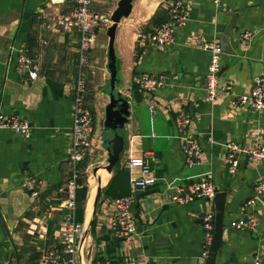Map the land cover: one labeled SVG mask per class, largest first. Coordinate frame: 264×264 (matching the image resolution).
Returning <instances> with one entry per match:
<instances>
[{
    "label": "crops",
    "instance_id": "obj_1",
    "mask_svg": "<svg viewBox=\"0 0 264 264\" xmlns=\"http://www.w3.org/2000/svg\"><path fill=\"white\" fill-rule=\"evenodd\" d=\"M119 1L93 0L100 21L85 68L88 88L94 50L106 51L107 66V32ZM182 1L189 21L175 31L168 48L150 42L166 20L168 0H136L130 16L118 26L115 51L121 61V91L129 96L131 107L127 148L118 168L127 170L129 158L151 153L156 181L135 194L136 234L130 241L117 238L111 228L113 200L101 194L94 209L96 197L88 192L82 223L88 234L80 264H204L201 220L211 204L198 200L177 206L171 198L177 188L208 172L218 191L227 192L223 247L216 264H249L255 258L264 263V199L253 209V233L229 228L256 184L264 181V162L255 165L241 156L237 172L230 175L223 149L225 142L242 148L264 144V111L231 105L235 97L250 92L255 76L264 71V0H222L220 8L212 0ZM72 5L73 0H0V113L22 118L32 129L30 140L10 130L0 132V264H39L45 253L62 245L79 34L59 29L55 20ZM228 14L236 16L228 40L232 54L220 57L219 86L229 87V92L210 104L205 96L210 56L203 46L219 42L222 33L216 30L230 23ZM245 32L252 34L248 43L241 39ZM23 49L33 60L36 80L24 79L18 70ZM137 74L162 76L164 85L152 95L141 94L132 83ZM182 111L192 114L191 131L202 149L199 164L192 167L186 165L174 128ZM29 178L40 183L38 196L25 188Z\"/></svg>",
    "mask_w": 264,
    "mask_h": 264
},
{
    "label": "built area",
    "instance_id": "obj_2",
    "mask_svg": "<svg viewBox=\"0 0 264 264\" xmlns=\"http://www.w3.org/2000/svg\"><path fill=\"white\" fill-rule=\"evenodd\" d=\"M222 0H212L215 8L221 7ZM167 17L150 36V42L157 48H168L174 42V33L182 29L189 21L190 12L182 0H168ZM100 18L93 12V0H73V5L65 14L59 15L56 26L65 32L79 34V59L78 70L74 86V124L70 154V176L67 182V198L64 205V235L62 245L44 254L39 264H80L85 250V228L77 219V191L81 188V163L88 157L94 144L95 118L88 105L89 88L85 76V68L90 60L91 50L95 44V29ZM243 43L252 39L251 33L241 35ZM203 49L209 53L207 66L205 96L207 103L214 104L224 94L229 92V87L219 86V72L221 69L220 57L222 49L218 41L207 43ZM18 70L26 80H36L38 72L34 68L33 60L26 50L18 54ZM165 79L162 76L137 74L133 77L134 88L141 94L152 95L163 87ZM233 108L249 106L251 109L264 111V71L255 76L252 89L248 94L237 96L232 101ZM152 114L155 105L148 104ZM193 116L188 111L178 113L174 119V128L179 135L180 150L184 155L187 167L199 164L202 149L191 131ZM10 130L30 140L32 129L30 124L17 116H5L0 113V132ZM227 173L234 175L240 166V157L244 156L252 164L264 162V144L253 148H242L233 142L223 145ZM155 157L145 153L143 157L129 158L126 168L130 176V189L126 196L113 200L114 210L111 215L110 225L117 238L130 241L136 234V221L133 214L135 194L147 186L154 185L156 179L152 176V164ZM33 196L39 195L40 183L34 178H29L25 184ZM217 186L211 173H205L202 178L177 188L176 194L171 198V203L177 206H188L202 200L211 204ZM264 199V181L256 184L253 196L239 209L241 216L233 219L229 228L237 232L253 233L257 227V217L253 212L256 204ZM204 231L203 252L201 258L205 259L208 247L213 238L214 213L208 210L201 220ZM96 264H105L98 261ZM120 264H139L136 261H127ZM243 264V263H242ZM249 264H264L260 258H255Z\"/></svg>",
    "mask_w": 264,
    "mask_h": 264
},
{
    "label": "water",
    "instance_id": "obj_3",
    "mask_svg": "<svg viewBox=\"0 0 264 264\" xmlns=\"http://www.w3.org/2000/svg\"><path fill=\"white\" fill-rule=\"evenodd\" d=\"M136 0H120L117 8L111 17L112 25L109 27L107 35L109 38L107 51V72L109 78L106 82L102 93L108 97V104L105 106L103 131L100 135L101 147L107 154L106 163L104 167H97L93 174L98 179L100 178L98 172L100 169L106 170L109 174H113L120 164L122 155L127 148V125L130 122V98L121 91L123 84L121 71V61L115 51V40L118 26L127 19L132 11L133 3ZM231 21L227 26H219L218 33H222L219 44L222 53L232 54L229 46V36L233 29V22L235 20L234 14H228ZM221 74V70L219 75ZM20 136V135H19ZM102 188H98L95 199L94 209L99 203ZM227 192H217L211 202V210L214 213V230L213 238L207 250V255L204 264H216L217 257L223 247V232H224V215L226 206ZM88 232L85 230L84 239H86Z\"/></svg>",
    "mask_w": 264,
    "mask_h": 264
},
{
    "label": "rangeland",
    "instance_id": "obj_4",
    "mask_svg": "<svg viewBox=\"0 0 264 264\" xmlns=\"http://www.w3.org/2000/svg\"><path fill=\"white\" fill-rule=\"evenodd\" d=\"M93 52L91 55V62L93 65V67H91L92 82L90 83L88 96L90 99V109L95 118L94 144L90 154L80 165L81 171L83 170L81 172V181H83V185L87 186L88 192L90 191V193L98 182V179L93 174L94 169L107 165V154L101 147L100 135L103 131L105 106L109 102L108 97L102 93V89L105 87L107 79L109 78V74L105 68L106 51L97 48ZM104 189L105 187L102 188L103 192ZM103 192H101V194H103Z\"/></svg>",
    "mask_w": 264,
    "mask_h": 264
},
{
    "label": "trees",
    "instance_id": "obj_5",
    "mask_svg": "<svg viewBox=\"0 0 264 264\" xmlns=\"http://www.w3.org/2000/svg\"><path fill=\"white\" fill-rule=\"evenodd\" d=\"M83 166V165H82ZM119 166V165H118ZM83 171V170H82ZM81 171V172H82ZM80 189L77 191V219L80 223L84 221L85 206L88 195L87 186L83 185V181H79ZM129 193V176L125 168L117 169L114 171V175L104 189L103 199L104 200H115L117 198L126 196ZM95 223H92V229L94 230Z\"/></svg>",
    "mask_w": 264,
    "mask_h": 264
},
{
    "label": "bare ground",
    "instance_id": "obj_6",
    "mask_svg": "<svg viewBox=\"0 0 264 264\" xmlns=\"http://www.w3.org/2000/svg\"><path fill=\"white\" fill-rule=\"evenodd\" d=\"M98 175H99V178H100V181L101 182H97V185L94 186V188L92 189L90 195H91V198H95L96 195H97V192H98V188L100 187H103V186H106L110 180V177H111V174H109L106 170L104 169H100L99 172H98ZM92 214V213H91ZM90 216V215H89ZM88 216V217H89ZM88 219V218H87ZM90 219V218H89ZM88 219V220H89Z\"/></svg>",
    "mask_w": 264,
    "mask_h": 264
}]
</instances>
